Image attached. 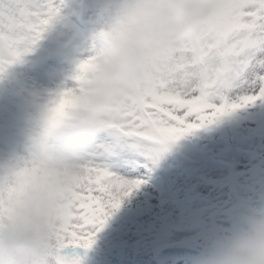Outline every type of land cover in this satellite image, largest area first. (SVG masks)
Segmentation results:
<instances>
[{"label": "clouds", "instance_id": "9594fccd", "mask_svg": "<svg viewBox=\"0 0 264 264\" xmlns=\"http://www.w3.org/2000/svg\"><path fill=\"white\" fill-rule=\"evenodd\" d=\"M63 6L60 0L53 22ZM248 7L249 0H98L90 35L95 60L87 69L79 61L69 77H85L77 104L52 124L54 91L22 85L17 93L25 144L0 157V264H79L64 252L79 165L120 110ZM190 264H264V204L209 235Z\"/></svg>", "mask_w": 264, "mask_h": 264}, {"label": "snow or ice", "instance_id": "6c2138e0", "mask_svg": "<svg viewBox=\"0 0 264 264\" xmlns=\"http://www.w3.org/2000/svg\"><path fill=\"white\" fill-rule=\"evenodd\" d=\"M59 12L57 0H0V73L31 51ZM94 60L83 59L80 68H89ZM75 80V86L51 94L52 124L85 91V77L78 75ZM223 121L233 122L248 139L264 137V0H249V7L231 23L181 53L151 89L108 123L96 151L79 165L64 252L85 264L113 210L132 190L147 183L151 165L171 144L195 129ZM228 183L223 177H203L202 184L212 186L209 196L193 192L208 201L207 207L188 210L176 226L202 227L208 216L223 209L220 198Z\"/></svg>", "mask_w": 264, "mask_h": 264}, {"label": "rangeland", "instance_id": "374dc122", "mask_svg": "<svg viewBox=\"0 0 264 264\" xmlns=\"http://www.w3.org/2000/svg\"><path fill=\"white\" fill-rule=\"evenodd\" d=\"M97 3L98 0H88L86 3L89 31L94 28ZM48 30L49 26L42 38L33 46V51L27 53L23 61H17L7 67L3 81L0 82V157L13 151H24L25 136L22 129L25 127V121L22 119L18 103L20 97L17 95L21 86H35L52 91L58 90V87L75 86L76 82L69 78L71 73L79 61L93 54L86 33L76 36L69 28L64 31L60 40V52L48 58H41V53L51 44ZM69 37H74L73 43L66 45ZM16 143L20 145L19 150L13 148ZM257 147L264 150V137L256 136L251 139L243 137L241 130L231 121L195 129L171 144L169 148L172 154L171 162L163 165L161 170L160 168L156 169V165L152 164V170L146 176L147 183L132 190L122 203L125 206L135 205L137 200H141L143 195L147 194L152 195V200L156 202L161 190L157 189L152 181H149V178L154 179L155 175L172 178L175 189L181 193H194L193 189H195L199 197H208L212 188L202 184L203 177L209 176L212 179L223 177L230 181V175H232L234 180L244 185L237 191H231L233 184H226L225 194L220 198L221 202L225 201L226 204H223L221 211L210 215L215 219V223L219 221L229 223L238 214V211L231 215L225 209L235 206L242 192L248 194L249 206L264 204V187L260 186L259 181L253 180L256 167L251 156ZM219 157L227 158L233 166L220 162L217 159ZM185 164L189 165V169L184 166ZM228 168L232 174L229 173ZM197 202L199 207H202L201 204H208V201L200 198ZM174 220L176 222L179 220V210H175ZM208 222L211 223L209 220ZM111 231L109 227H106L101 229L98 234L106 236ZM195 232L196 230L185 228L171 231L173 241L182 244L187 249H195L197 244H201L200 240L192 237L187 238ZM101 247L103 248L93 250L91 255L86 258L85 264H108L105 260L109 259L108 254L111 252L120 253L128 264H190V258L186 257L177 262L161 263L155 259V249L150 246L137 248L134 241H131L127 247L118 244L112 250H107L105 245ZM136 255L139 256L137 263L133 262Z\"/></svg>", "mask_w": 264, "mask_h": 264}]
</instances>
